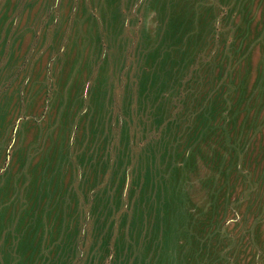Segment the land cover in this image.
Listing matches in <instances>:
<instances>
[{"label": "rangeland", "instance_id": "1", "mask_svg": "<svg viewBox=\"0 0 264 264\" xmlns=\"http://www.w3.org/2000/svg\"><path fill=\"white\" fill-rule=\"evenodd\" d=\"M0 264H264V0H0Z\"/></svg>", "mask_w": 264, "mask_h": 264}]
</instances>
